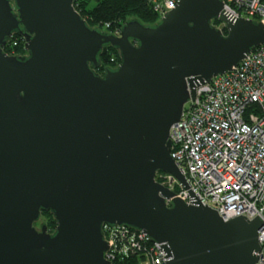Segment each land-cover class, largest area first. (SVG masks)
<instances>
[{
    "label": "water",
    "instance_id": "water-1",
    "mask_svg": "<svg viewBox=\"0 0 264 264\" xmlns=\"http://www.w3.org/2000/svg\"><path fill=\"white\" fill-rule=\"evenodd\" d=\"M15 31L27 55L4 51ZM107 44L122 61L100 74ZM262 44L264 23L223 0H178L156 24L133 18L119 34L89 26L74 0H0V264H112L104 224L143 230L166 264H257L264 221H225L204 205L170 130L197 86ZM158 172L189 188L191 204ZM48 210L54 232L36 225Z\"/></svg>",
    "mask_w": 264,
    "mask_h": 264
},
{
    "label": "built area",
    "instance_id": "built-area-1",
    "mask_svg": "<svg viewBox=\"0 0 264 264\" xmlns=\"http://www.w3.org/2000/svg\"><path fill=\"white\" fill-rule=\"evenodd\" d=\"M223 1L235 17L264 23V0ZM150 2L161 19L178 0ZM170 139L173 159L204 205L216 209L225 221L240 215L264 221V44L230 71L196 87L195 100L186 103ZM156 179L191 204L189 188L179 179L165 172H158ZM103 231L109 243L106 258L112 264L129 254L141 257L140 264L168 260L161 243L143 230L104 224ZM259 242L257 264H264V223Z\"/></svg>",
    "mask_w": 264,
    "mask_h": 264
},
{
    "label": "trees",
    "instance_id": "trees-1",
    "mask_svg": "<svg viewBox=\"0 0 264 264\" xmlns=\"http://www.w3.org/2000/svg\"><path fill=\"white\" fill-rule=\"evenodd\" d=\"M74 6L89 26L114 34L120 32L130 17L138 18L148 25H154L160 20L150 0H74ZM212 23L218 28L222 27L227 33L221 20L215 19ZM16 41L17 45L14 44ZM25 46L26 41L22 33L15 31L4 46V51L10 55L24 56L28 54ZM99 59L101 64L96 71L100 74H103L107 68H117L122 61L120 50L110 44L103 47ZM42 215L48 217V230L54 232L57 220L52 211H43ZM141 259L138 255H122L114 261V264H140Z\"/></svg>",
    "mask_w": 264,
    "mask_h": 264
},
{
    "label": "rangeland",
    "instance_id": "rangeland-1",
    "mask_svg": "<svg viewBox=\"0 0 264 264\" xmlns=\"http://www.w3.org/2000/svg\"><path fill=\"white\" fill-rule=\"evenodd\" d=\"M133 18L134 17H130L128 20L133 19ZM48 220L49 219H48L47 216L42 215L41 218H40V220H39V222L37 223L38 228H40L42 224H47L48 223Z\"/></svg>",
    "mask_w": 264,
    "mask_h": 264
},
{
    "label": "bare ground",
    "instance_id": "bare-ground-1",
    "mask_svg": "<svg viewBox=\"0 0 264 264\" xmlns=\"http://www.w3.org/2000/svg\"><path fill=\"white\" fill-rule=\"evenodd\" d=\"M226 27V26H225ZM225 33V32H224Z\"/></svg>",
    "mask_w": 264,
    "mask_h": 264
}]
</instances>
